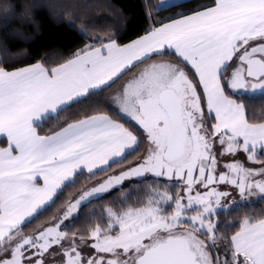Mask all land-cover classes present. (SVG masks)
<instances>
[{"label":"snow or ice","instance_id":"snow-or-ice-1","mask_svg":"<svg viewBox=\"0 0 264 264\" xmlns=\"http://www.w3.org/2000/svg\"><path fill=\"white\" fill-rule=\"evenodd\" d=\"M146 6L181 7L170 0ZM94 40L54 67L38 61L9 69L0 58V137L7 141L0 147V264H264V216L245 215L230 236L218 219L219 209L239 203L222 185L240 201L264 197V117L250 120L246 104L250 95L264 97V0H213L153 20L129 43L115 35ZM163 57L177 62L147 64L112 97L116 114L142 129L147 153L25 234L75 175L109 172L140 145L104 112L85 111L51 134L37 129L90 107L122 75ZM239 153L261 166H246ZM226 156L233 159L221 164ZM149 174L157 186L140 206L108 208L106 225L87 234L61 230L86 202Z\"/></svg>","mask_w":264,"mask_h":264},{"label":"trees","instance_id":"trees-1","mask_svg":"<svg viewBox=\"0 0 264 264\" xmlns=\"http://www.w3.org/2000/svg\"><path fill=\"white\" fill-rule=\"evenodd\" d=\"M160 2L161 0H0V58L8 63L9 69L24 67L38 61L45 62L48 67H54L64 62L78 49L95 43L94 38L115 35L118 43L126 44L144 34L153 20L179 11L191 13L203 5H211L213 0H187L175 4L181 7L159 12L154 7L146 6H154ZM7 5H15V7L5 11ZM149 12L151 19L148 16ZM163 58L176 61L173 57ZM156 59L160 58H153ZM150 61L152 60L146 63ZM138 67L122 75L111 88L93 97L95 103L90 107L79 105L69 111L61 112L58 117L47 119L38 128L39 133L43 135L51 134L65 121L71 122L85 111L104 112L133 130L140 139V145L136 152L127 157L124 164L114 165L109 172L100 173L91 179L86 172L82 175L77 174L74 177L75 182L64 186L50 207L24 225L25 234L49 223L66 206L69 199L87 185L126 166L145 152L147 139L142 129L124 117L118 116L108 104L109 96L119 83ZM229 94L231 95V92ZM246 104L248 118L260 122L264 117V97L248 96ZM6 144V139L0 140V147ZM259 158L264 159V155ZM156 186L155 179L135 182L108 197L86 202L80 208L77 218L68 231L69 234L73 232L87 234L97 223L106 225L108 208L118 212L129 205L140 206L147 197V190ZM169 191L175 193L176 189L170 188ZM245 215L264 216V200L255 204H239L219 211L221 231L230 236L238 229ZM227 225L233 227L229 228Z\"/></svg>","mask_w":264,"mask_h":264},{"label":"rangeland","instance_id":"rangeland-1","mask_svg":"<svg viewBox=\"0 0 264 264\" xmlns=\"http://www.w3.org/2000/svg\"><path fill=\"white\" fill-rule=\"evenodd\" d=\"M185 1H187V0H184V1H181V2H179V3H182V2H185ZM165 2L167 3V2H169V0H165ZM170 2L172 3L173 2V0H170ZM178 4V3H177ZM116 90V89H115ZM114 90V91H115ZM113 91V92H114ZM112 92V93H113ZM111 93V94H112ZM148 149H149V144H148V141H147V145H146V149H145V152L140 156V157H142L143 155H145L146 153H147V151H148ZM219 150V149H218ZM139 157V158H140ZM139 158H137L136 160H138ZM238 159H240V160H242L244 163H245V165L246 166H248V167H252V168H259L261 165H259V164H256V163H252V162H248L247 160H246V154H244V153H239L238 154V157H237ZM231 159H233V158H231V157H224L223 159H222V161H221V164H223L224 162H228V161H230ZM136 160H134V161H136ZM134 161H132V162H134ZM132 162H130V163H132ZM129 163V164H130ZM129 164H127L126 166H124V167H122V168H126ZM121 169V168H120ZM120 169H118V170H116V171H114V172H112V173H110L109 175H112V174H114V173H116V172H118ZM108 176V175H107ZM107 176H105V177H103V178H101V179H99V180H96V181H94L93 183H91V184H89V185H87L83 190H81L80 192H78V193H76V194H74L70 199H69V202L70 201H74L85 189H87V188H90V187H92V186H95L97 183H98V181H100V180H102V179H104V178H106ZM150 179H155V178H153L152 176H151V174H149L146 178H145V180H150ZM135 182H138V181H133V180H128V181H125L124 182V185H122V186H120V187H118V188H114L113 190H111V192H110V194H105L104 195V197H108V196H110V195H112L114 192H116L117 190H120V189H122V188H125V187H127V186H129V185H131V184H133V183H135ZM221 190H228V191H232V198H235L239 203H237V204H232V206L231 207H233V206H236V205H239V204H255V203H258L259 201H261V200H264V197H260V196H254V197H252L250 200H248V201H240L239 200V196L237 195V193L234 191V190H232L231 188H229L228 186H221ZM103 197V198H104ZM232 198H229V200L228 201H226V202H230L231 201V199ZM99 199V198H98ZM92 200H96V198H94V199H92ZM68 202V203H69ZM67 203V204H68ZM67 204H66V206L64 207V208H62L57 214H56V216L55 217H58V216H60L65 210H66V207H67ZM230 207V208H231ZM225 208H221V209H219L218 211H221V210H224ZM227 209H229V208H227ZM80 210V209H79ZM79 212V211H78ZM77 216H78V213L73 217V218H70V220H68V221H65L64 222V225H62V227H61V230L62 231H64V230H67V231H69V229L72 227V224H73V222H74V220L77 218ZM53 222V219L49 222V223H47V224H45V225H42V226H47V225H49L50 223H52ZM41 226H39V227H37L32 233H30V234H33L37 229H39ZM70 235V234H69ZM89 242H91V241H89ZM89 251H92L91 249H86L85 250V252H89ZM57 259H59V257H57Z\"/></svg>","mask_w":264,"mask_h":264},{"label":"crops","instance_id":"crops-1","mask_svg":"<svg viewBox=\"0 0 264 264\" xmlns=\"http://www.w3.org/2000/svg\"><path fill=\"white\" fill-rule=\"evenodd\" d=\"M181 1H184V0H173V4H177V3H179V2H181ZM160 59H163L165 62H171V63H176V61H173V60H170V59H165V58H160ZM157 60H159V59H156V60H152V61H150V62H148V63H146V64H143L142 66H140V67H138L134 72H132L131 74H129L128 76H126L120 83H119V85L117 86V88H116V90L109 96V100H108V104H109V106L111 105V108L112 109H114L116 106L114 105V104H112V97L117 93V91L118 90H120L121 88H122V86L127 82V81H129L130 79H132V77L134 76V75H136V74H138L140 71H142L143 70V68L144 67H146L147 66V64H150V63H153V62H156ZM188 69H190V68H188ZM188 69H186V70H188ZM260 94H254V95H250V96H252V97H254V96H259ZM125 119H127V120H129L130 122H132V123H134L135 124V122L134 121H132L130 118H128V117H126V116H123ZM114 119V118H113ZM114 120H116V119H114ZM118 121V120H117ZM118 122H120V121H118ZM120 123H122V122H120ZM136 125V124H135ZM138 126V125H137ZM127 127V126H126ZM38 130V129H37ZM39 132V131H38ZM41 134V133H40ZM41 135H43V134H41ZM1 139H6V138H2V137H0V140ZM5 147V146H4ZM84 172H86L87 173V170L85 169L84 170ZM76 176V175H75ZM74 176V177H75ZM37 183H38V185L39 186H42L43 185V181L41 180V179H38L37 180ZM64 187V186H63ZM62 187V188H63ZM61 188V189H62ZM60 189V190H61ZM60 190H58V192H57V195H58V193L60 192ZM57 195L54 197V200L56 199V197H57ZM53 202H51V204H52ZM32 233V232H31ZM30 234V233H29Z\"/></svg>","mask_w":264,"mask_h":264}]
</instances>
